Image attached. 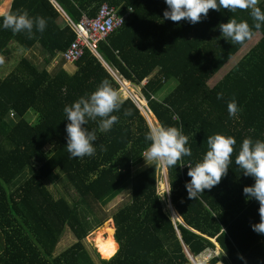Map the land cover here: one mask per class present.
<instances>
[{
    "label": "trees",
    "instance_id": "16d2710c",
    "mask_svg": "<svg viewBox=\"0 0 264 264\" xmlns=\"http://www.w3.org/2000/svg\"><path fill=\"white\" fill-rule=\"evenodd\" d=\"M53 1L73 22L82 14L94 16L102 2L118 12L131 10L98 42L99 57L84 49L73 72L62 65L49 71L45 65L75 37ZM257 6L264 12V0ZM165 8L164 0H11L7 12L26 10L44 18L46 26L42 32L33 26L30 38L0 28V55L15 41L24 49L39 46L44 62L38 67L22 56L0 77V264H192L185 249L197 256L215 243L224 264H264V234L250 227L259 220L258 202L242 193L253 178L234 164L243 138L264 140V22L253 27L249 10L240 8L209 9L194 24L173 22L163 18ZM231 18L248 23L249 37L231 42L220 35L218 24ZM254 35L243 55L209 84ZM109 69L140 86L155 123L181 129L190 156L164 166V174L157 162L143 164L149 123L135 101L123 97L108 131L99 129V117L85 125L96 135L94 154L69 157L63 106L101 80L118 92L120 84ZM169 80L172 88L156 97ZM233 98L239 110L230 117L226 102ZM213 133L236 141L228 168L215 186L190 199L184 187L190 179L187 163L202 157ZM53 173L61 176L71 202L47 186ZM162 180L170 188L161 198ZM126 187L129 200L111 215L114 239L112 228L96 239L106 258L94 249L93 257L83 240L104 221L101 205ZM166 199L180 220L173 218ZM66 228L75 241L54 253ZM219 253L203 264H216Z\"/></svg>",
    "mask_w": 264,
    "mask_h": 264
},
{
    "label": "clouds",
    "instance_id": "9594fccd",
    "mask_svg": "<svg viewBox=\"0 0 264 264\" xmlns=\"http://www.w3.org/2000/svg\"><path fill=\"white\" fill-rule=\"evenodd\" d=\"M257 3L258 0H164L166 8L162 10V16L173 22L183 19L194 24L202 17H206L209 9L217 11L222 8L229 11L237 8L248 9L249 15L255 22L253 27L259 29L261 22H264V12ZM33 26L37 31L42 32L46 21L38 15L33 18L26 10L0 14V28L10 29L12 33L23 31L30 38ZM218 28L220 35L231 42H240L250 35L248 23L243 20L237 21L235 18L219 23ZM220 97L221 93L218 92L217 98ZM122 103V98L109 81L101 80L91 92L79 96L70 104H64L62 111L66 120L65 149L70 158L94 154L93 142L96 140V135L85 125L89 120H96L99 117V129L108 131L117 121V116L112 113L118 110ZM226 109L230 117L237 114L239 109L234 98L226 102ZM144 139L149 142L140 153L145 162L173 166L181 157L191 155L190 148L186 146L188 137L176 126L161 123L149 125ZM235 143L231 135L213 133L206 137V151L202 157L194 164L187 163L186 175L190 179L185 182L184 187L188 198L195 199L204 189H210L220 181L228 168ZM234 164L243 175L253 178L251 185L242 187V193L246 198H254L258 202L259 220L250 224V227L253 231L264 234V140L243 138ZM169 188L162 190L158 197L162 198Z\"/></svg>",
    "mask_w": 264,
    "mask_h": 264
},
{
    "label": "rangeland",
    "instance_id": "374dc122",
    "mask_svg": "<svg viewBox=\"0 0 264 264\" xmlns=\"http://www.w3.org/2000/svg\"><path fill=\"white\" fill-rule=\"evenodd\" d=\"M257 36L254 35L250 41L245 44L217 73L214 75L209 81V84H212L215 80H217L238 58H240L243 53L246 51V49L254 43L256 40ZM25 56L29 58L31 61H33L38 67H43L44 62H43V53H41V50L39 46L37 47H32L31 49H24L20 45H18L15 41H11L5 51L0 55V77L6 75L8 71H10L13 66L17 63L20 57ZM65 62L60 59L59 55L57 54L55 58H53L50 63L46 64L45 67L49 71H53L57 66L64 64ZM70 64L71 66L74 65V63H67ZM114 76V78L118 81L120 84L118 93L121 98L123 97H129V95L132 96V98H136L137 100L140 99L142 102H144V99L141 95L140 92V86L133 84L127 80H123L120 78L119 75H117L115 72H113L111 69H109ZM174 85L173 80H169L166 85L163 87V89L156 95V97L160 98L162 97L168 90L172 88ZM140 104V103H139ZM149 121L151 125L152 123L156 124L152 114H148ZM147 162V161H146ZM145 164V161L143 162ZM163 167V166H162ZM165 173L164 167L162 168V173ZM46 184L47 186L52 190V192L55 195H62L64 196L69 202H71L70 197L66 194V192L63 189L62 182H61V176L58 173H53L51 174L47 179H46ZM159 191L161 192L162 190H166V181L162 180V182L158 186ZM130 196V190L129 187H126L125 189L121 190L119 193H117L113 198H111L109 201H107L105 204L101 205V210L105 214V219L104 221L97 227L93 228L84 238L83 242L88 249V251L93 255L94 257V252L93 249L103 258H106V256H102L99 251L97 250L100 249V242L97 244L96 239L98 236L106 237L107 235V230L109 228H112V238L113 237V232H114V225L113 221L111 218V215L113 212L120 207L122 204L127 202L129 200ZM167 201V206L170 209V212L173 216V218L180 220L179 215L175 212V210L172 208L170 202L168 199ZM176 214H175V213ZM100 231V232H99ZM75 241V237L73 234L66 228L58 243L56 244L54 248V253H58L61 251L63 248L66 246L70 245L72 242ZM216 244V243H215ZM118 247V244H117ZM117 249V248H116ZM190 257H192V264H203L206 259L212 255L215 254L214 251L211 249H206L204 250L201 254L197 256H192L189 252H187ZM186 253V254H187ZM112 255V254H111ZM187 255V256H188ZM189 258V257H188ZM190 259V258H189ZM190 259V261H191Z\"/></svg>",
    "mask_w": 264,
    "mask_h": 264
},
{
    "label": "built area",
    "instance_id": "2783aa9c",
    "mask_svg": "<svg viewBox=\"0 0 264 264\" xmlns=\"http://www.w3.org/2000/svg\"><path fill=\"white\" fill-rule=\"evenodd\" d=\"M53 2L54 5L62 11L55 1ZM130 10V7H127L123 12H118L116 7L109 5L106 2H102L94 16L89 17L82 14L77 22H73L67 15H65L75 33V37L64 50L57 53L60 59L64 62L73 63L81 56L84 49H88L95 55L99 56L97 52L98 42L119 27ZM129 97L132 98L131 95H129ZM132 99L145 115H147V112L150 113L145 100L142 102L140 99Z\"/></svg>",
    "mask_w": 264,
    "mask_h": 264
},
{
    "label": "crops",
    "instance_id": "0c3cea01",
    "mask_svg": "<svg viewBox=\"0 0 264 264\" xmlns=\"http://www.w3.org/2000/svg\"><path fill=\"white\" fill-rule=\"evenodd\" d=\"M10 2H11V0H0V14H3V13H6L7 11H8V8H9V5H10ZM62 12V11H61ZM65 14V13H64ZM57 55V54H56ZM56 57V56H55ZM54 57V58H55ZM67 63H69V62H65L64 64H63V68L68 72V73H71V72H73L74 70H75V65H73V66H71L70 64H67ZM212 251H214V253L215 254H218L220 251H219V247H218V245L217 244H215V247H214V249H211ZM203 252V251H202ZM201 252V253H202ZM200 253V254H201ZM219 255H220V257H219V259L221 258L222 259V257H223V254L222 253H219ZM219 260V261H217V263L216 264H224V262L222 261V260Z\"/></svg>",
    "mask_w": 264,
    "mask_h": 264
},
{
    "label": "water",
    "instance_id": "95a60500",
    "mask_svg": "<svg viewBox=\"0 0 264 264\" xmlns=\"http://www.w3.org/2000/svg\"><path fill=\"white\" fill-rule=\"evenodd\" d=\"M62 14L65 16V14H64V11L62 10ZM99 57V56H98ZM107 66V65H106ZM146 118H147V121H148V123H149V125H151V123H150V121H149V117L146 115ZM163 167H164V165H162ZM162 167V168H163ZM163 174H164V172H163ZM164 179H165V176H164ZM166 180V179H165ZM185 251H186V253L188 252L186 249H185ZM187 255H188V253H187ZM188 257L191 259L192 257H190L189 255H188ZM191 261H192V259H191Z\"/></svg>",
    "mask_w": 264,
    "mask_h": 264
},
{
    "label": "bare ground",
    "instance_id": "6f19581e",
    "mask_svg": "<svg viewBox=\"0 0 264 264\" xmlns=\"http://www.w3.org/2000/svg\"><path fill=\"white\" fill-rule=\"evenodd\" d=\"M151 114V113H150Z\"/></svg>",
    "mask_w": 264,
    "mask_h": 264
}]
</instances>
